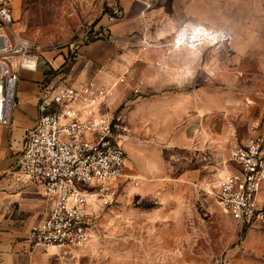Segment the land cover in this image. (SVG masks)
<instances>
[{
    "label": "rangeland",
    "instance_id": "rangeland-1",
    "mask_svg": "<svg viewBox=\"0 0 264 264\" xmlns=\"http://www.w3.org/2000/svg\"><path fill=\"white\" fill-rule=\"evenodd\" d=\"M7 1L11 28L35 42L39 64L54 74L90 40H108L109 26L118 20L109 16L120 15L119 0ZM149 10L147 29L132 49L163 54L158 80L167 92L141 90L142 79L119 76L123 81L113 87L110 106L129 115L137 101L146 103L141 112H130L140 121L129 120L121 141L124 176L112 202L92 208L93 237L86 247L55 249L53 258L61 264L249 262L248 233L264 237V224L240 226L207 182L225 171L230 147L264 136V0H153ZM188 22L194 26L180 28ZM164 93L174 113L165 133L147 117L152 96ZM100 111L110 113L106 105ZM195 118L198 130L192 128ZM263 190L264 181L262 207Z\"/></svg>",
    "mask_w": 264,
    "mask_h": 264
},
{
    "label": "built area",
    "instance_id": "built-area-1",
    "mask_svg": "<svg viewBox=\"0 0 264 264\" xmlns=\"http://www.w3.org/2000/svg\"><path fill=\"white\" fill-rule=\"evenodd\" d=\"M119 17L113 14L109 21ZM12 22L9 2L0 0V30L9 28L0 33L3 125L10 124L20 72L36 70L40 61L38 46L17 35ZM144 43L149 45L146 39ZM115 85L106 87L94 80L75 85L53 72L41 81L38 115L14 166L16 179L43 188L52 204L44 219L28 230L34 246L68 251L85 247L92 237V208L112 202L126 167L121 142L127 131L126 113L117 108L109 114L100 110ZM258 125L256 121L250 129ZM225 168L207 182L209 193L240 226L264 224V206L258 202L264 181V136L253 135L230 147Z\"/></svg>",
    "mask_w": 264,
    "mask_h": 264
},
{
    "label": "crops",
    "instance_id": "crops-1",
    "mask_svg": "<svg viewBox=\"0 0 264 264\" xmlns=\"http://www.w3.org/2000/svg\"><path fill=\"white\" fill-rule=\"evenodd\" d=\"M152 1L119 0L120 19L110 24L109 39H97L82 46L76 59L64 65L61 76L75 85L94 80L110 87L118 83L121 74H126L128 77L133 75L144 82L141 90L167 92L164 84L158 80L160 73L158 65H162L165 60L163 54L159 51L141 52L132 49L141 41L140 33L144 28L147 29L151 11L146 4ZM193 24L188 22L180 28L193 27ZM46 67L41 61L36 70L20 72L10 124H0V264L62 263L61 260L53 258L57 248L34 246L27 238L31 224L44 219L51 209L50 198L43 188L23 184L16 179L14 173V166L22 154L26 135L33 128L38 115L40 83L50 73ZM113 89L110 90L107 100L102 105V107L106 105L110 113L116 109L115 106H110ZM152 97H154L151 99L154 101V107L147 111L148 120L165 133L167 131L165 124L174 121V113L167 102L169 96L164 93L163 95L154 94ZM145 104L142 100L137 101L136 107L132 110H137L139 113L145 108ZM130 112L129 115L127 111L125 112L126 129H128L129 120L134 122V119L138 117L131 119ZM201 112L204 110L201 109ZM136 120L140 121V118ZM193 121L192 123H196L192 127L193 130L194 128L198 130L197 118ZM261 198H264V190ZM260 203L263 202L260 200ZM248 235L247 249L251 251L253 257L249 262L244 260L243 264H264L262 259L264 237L255 231H251Z\"/></svg>",
    "mask_w": 264,
    "mask_h": 264
},
{
    "label": "bare ground",
    "instance_id": "bare-ground-1",
    "mask_svg": "<svg viewBox=\"0 0 264 264\" xmlns=\"http://www.w3.org/2000/svg\"><path fill=\"white\" fill-rule=\"evenodd\" d=\"M182 34H184V33H181V35H182ZM187 34L190 35L189 33H185V35H187ZM179 36H180V35H178V40H179ZM196 41H197V45H199L200 42H201L200 40H196Z\"/></svg>",
    "mask_w": 264,
    "mask_h": 264
},
{
    "label": "trees",
    "instance_id": "trees-1",
    "mask_svg": "<svg viewBox=\"0 0 264 264\" xmlns=\"http://www.w3.org/2000/svg\"><path fill=\"white\" fill-rule=\"evenodd\" d=\"M95 39H92V40H90L89 42H92V41H94ZM63 67V66H62Z\"/></svg>",
    "mask_w": 264,
    "mask_h": 264
}]
</instances>
